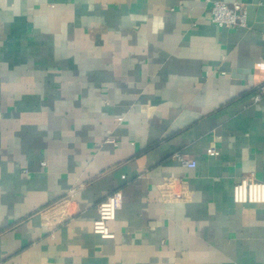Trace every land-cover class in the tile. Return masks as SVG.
Returning <instances> with one entry per match:
<instances>
[{"label": "crops", "instance_id": "obj_1", "mask_svg": "<svg viewBox=\"0 0 264 264\" xmlns=\"http://www.w3.org/2000/svg\"><path fill=\"white\" fill-rule=\"evenodd\" d=\"M221 1L0 0V264H264V0Z\"/></svg>", "mask_w": 264, "mask_h": 264}, {"label": "built area", "instance_id": "obj_2", "mask_svg": "<svg viewBox=\"0 0 264 264\" xmlns=\"http://www.w3.org/2000/svg\"><path fill=\"white\" fill-rule=\"evenodd\" d=\"M211 5V18L212 21L220 26H234L243 25L245 23V12L243 11L242 3L235 1L232 4L221 0H209ZM264 70V63L261 64ZM261 91L255 94V100H261L264 93V82L260 87ZM208 153L215 155L218 152L214 148H210ZM180 160L189 167L197 165L196 160H189L183 155L179 154ZM123 191L117 189L107 196H105L97 205L98 216L93 223V231L103 238L114 237V234L109 228V222L115 220L119 208L123 202ZM234 201L240 204L246 203H264V181L256 178L254 174H247L242 176L233 187ZM64 202L57 203L51 207L56 210L57 214L52 219L54 224L64 221L70 217V207ZM55 208V209H54Z\"/></svg>", "mask_w": 264, "mask_h": 264}]
</instances>
